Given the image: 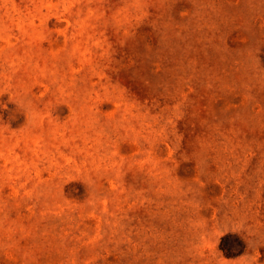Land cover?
Returning <instances> with one entry per match:
<instances>
[{
    "label": "rangeland",
    "instance_id": "1",
    "mask_svg": "<svg viewBox=\"0 0 264 264\" xmlns=\"http://www.w3.org/2000/svg\"><path fill=\"white\" fill-rule=\"evenodd\" d=\"M0 264H264V0H0Z\"/></svg>",
    "mask_w": 264,
    "mask_h": 264
}]
</instances>
